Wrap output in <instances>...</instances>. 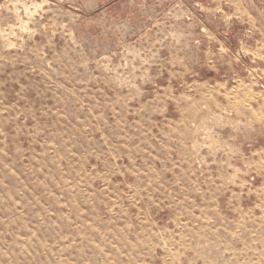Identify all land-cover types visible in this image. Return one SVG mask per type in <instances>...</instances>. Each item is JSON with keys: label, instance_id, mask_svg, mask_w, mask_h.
I'll return each instance as SVG.
<instances>
[{"label": "rangeland", "instance_id": "obj_1", "mask_svg": "<svg viewBox=\"0 0 264 264\" xmlns=\"http://www.w3.org/2000/svg\"><path fill=\"white\" fill-rule=\"evenodd\" d=\"M0 264H264V0H0Z\"/></svg>", "mask_w": 264, "mask_h": 264}]
</instances>
